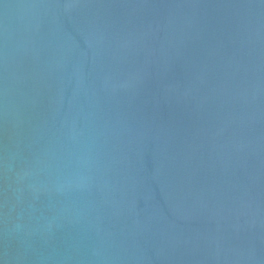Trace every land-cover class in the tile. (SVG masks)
Here are the masks:
<instances>
[{"label": "water", "instance_id": "obj_1", "mask_svg": "<svg viewBox=\"0 0 264 264\" xmlns=\"http://www.w3.org/2000/svg\"><path fill=\"white\" fill-rule=\"evenodd\" d=\"M0 264H264V0H0Z\"/></svg>", "mask_w": 264, "mask_h": 264}]
</instances>
